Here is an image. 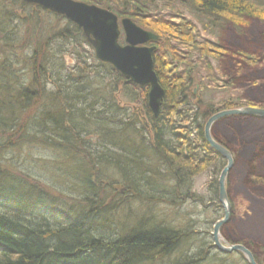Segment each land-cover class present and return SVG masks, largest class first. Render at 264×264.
<instances>
[{"label": "trees", "instance_id": "1", "mask_svg": "<svg viewBox=\"0 0 264 264\" xmlns=\"http://www.w3.org/2000/svg\"><path fill=\"white\" fill-rule=\"evenodd\" d=\"M81 1L132 18L158 36L151 46L158 48L154 70L165 103L154 118L148 87L98 62L70 21L21 0H0V264H248L239 253L225 255L199 244L204 238L195 228L181 229L178 221L168 222L163 214L158 220L150 211L159 203L169 211L191 200L206 203L195 183L204 173L209 202L222 209L218 179L226 161L209 149L204 127L221 110L259 107L232 96L258 87L264 53L227 40L264 24V0ZM197 23L214 40H201ZM199 75L205 94L227 92L232 98L215 106L196 97ZM251 120L230 118L220 125ZM214 138L239 160L233 144ZM36 142V150L52 153L47 160H67L78 198L60 201L63 195L48 194L43 180L21 169L22 154ZM257 163L252 160L245 181L264 190V165L259 169ZM235 172L227 182L229 194ZM105 179L113 187L129 185L137 209L147 212L131 215L136 221L128 226L116 221L128 195L100 189ZM217 219L209 221L211 228ZM242 244L264 264L262 243Z\"/></svg>", "mask_w": 264, "mask_h": 264}, {"label": "rangeland", "instance_id": "2", "mask_svg": "<svg viewBox=\"0 0 264 264\" xmlns=\"http://www.w3.org/2000/svg\"><path fill=\"white\" fill-rule=\"evenodd\" d=\"M191 20H193L192 17ZM197 25L199 27L198 30L201 40L205 38L212 39L210 35L203 32V26L201 24L197 23ZM243 31L247 36L237 39L233 36L227 40V45L234 46L236 48L244 47L251 52L261 53V55H263L264 40H261L260 37H264V24L259 22L254 23L252 27H247L246 31L245 29H243ZM67 61H69V59ZM259 73L260 74L257 77V79L259 78L260 80L258 87L254 89L250 87L248 90L245 89L241 91L236 90L232 97L237 98L238 96L241 100H245L247 103L252 102L257 106L262 107V105H264V67L260 68ZM201 75L202 77L204 76L203 73ZM201 75L196 76L195 78L197 81L193 89L196 97H202L207 103L210 102L215 106H219V104L223 101L232 98L231 93L227 92L218 93L217 95H213L211 93L205 94V89L201 88L198 84V78ZM213 131L216 137L222 138L229 144H233V148L241 155L238 156L239 160L237 161V168L234 169L236 174L233 175L230 182V194L234 205L232 212L233 218L229 224L224 226L222 230L223 236L233 244L258 242L264 245V190L260 187L255 189L249 188L245 181L248 174L247 171L252 160L258 162L257 164L259 169L262 168V165H264V151L262 153H258L259 148H263L264 146V143H261L264 140V120L258 121L254 119L241 124L234 123L232 127L220 125V127L216 129L214 126ZM234 139L238 142H234ZM51 157V152L39 149L31 157L29 156L28 159L22 160L19 164L21 165V169L34 175L33 177L45 182L44 185H41V187L43 186L44 190L48 192V194L52 195L53 193L55 196L63 195L65 198H60V201L69 199L74 200L78 198V195L75 193L77 192L75 186L73 185L74 187H72L70 185L72 182V176H70V174L68 175L70 164H68L67 160L64 158L47 160ZM61 160L63 161L62 165L59 163ZM55 161H57L59 165ZM108 171L112 176H115V172L111 168H108ZM207 176L208 175L204 173L201 174L199 178L195 179V183L197 185L196 187L201 195L204 194V202L206 203L199 205L191 200L181 205V208H178L177 210L173 209L171 211H169L171 208L169 209L159 203L157 205H151L150 214L158 220H161L162 214L163 216L166 215L167 217H165L164 220H168V222L173 221V219L178 221L179 225H181V229L186 230L189 226L191 228H195V232L201 234L200 238H204V241L199 244L208 243L211 244L212 247L214 244L212 238L213 228H211L209 221L213 218L222 219L224 216L222 209H216L209 202V194L207 193L209 178ZM104 181V184H99L100 189L103 190V188H108L111 190L113 195L118 192H121L124 197L128 195L124 198L126 200L128 199L125 205L120 206L119 208L125 209L126 211L125 213L123 211L119 212L118 215L114 217L116 221L124 222V224L128 226L130 221L134 223L136 221L133 220L131 215L139 218L142 213L147 212V209L142 212L137 209L138 203L132 199L133 197H131V194L127 193L128 188L132 191V188L129 185L128 188H126L124 186L120 187L121 184L116 183L113 187L111 186L110 179H105ZM92 183L93 186L96 185L95 172L92 175ZM149 194L155 195L157 193H152L150 191ZM91 197L92 194L86 198L88 203L93 202L91 201ZM109 206H113V203ZM194 249L198 250L197 245Z\"/></svg>", "mask_w": 264, "mask_h": 264}, {"label": "water", "instance_id": "3", "mask_svg": "<svg viewBox=\"0 0 264 264\" xmlns=\"http://www.w3.org/2000/svg\"><path fill=\"white\" fill-rule=\"evenodd\" d=\"M21 1L73 23L93 49L98 62L111 65L129 82L139 87H148L149 108L154 118L160 116L165 103L166 91L162 88L154 70V54L158 48L156 45L150 46L149 44L157 42L159 38L153 31L139 27L131 18L120 19L113 11L87 2L78 0ZM121 36H123L124 43H121ZM230 116L264 119V108L240 107L230 111H220L211 116L205 125V141L227 163L218 180L219 203L222 206L224 217L214 223L212 238L214 248L221 253L238 252L248 264H259L248 247L237 243L232 244L222 234L224 226L229 224L233 218L231 216L233 205H231L226 181L236 166V162L233 154L214 140L211 129L219 120Z\"/></svg>", "mask_w": 264, "mask_h": 264}, {"label": "bare ground", "instance_id": "4", "mask_svg": "<svg viewBox=\"0 0 264 264\" xmlns=\"http://www.w3.org/2000/svg\"><path fill=\"white\" fill-rule=\"evenodd\" d=\"M235 109V108H234ZM231 110V109H230ZM230 110H221V111H230ZM8 114H10L9 116H11V115H14V114H11L12 113V111L9 113V112H7ZM233 117H235V116H233ZM242 117V116H241ZM241 117H239V118H241ZM38 120L39 121H41V119L40 118H38ZM30 149H29V152H28V150H26L23 154H22V157L24 158H22L23 160H26V159H28L29 158V156L31 157L35 152H37V150H36V148H38V143L36 142V144L35 145H33V146H31V147H29ZM233 156H235V155H233ZM49 164V163H48ZM37 182V181H36ZM37 184H39V183H37ZM231 201V200H230ZM231 205H232V201H231ZM223 210V209H222ZM232 212H233V209H232ZM231 216H232V213H231ZM233 217V216H232Z\"/></svg>", "mask_w": 264, "mask_h": 264}, {"label": "flooded vegetation", "instance_id": "5", "mask_svg": "<svg viewBox=\"0 0 264 264\" xmlns=\"http://www.w3.org/2000/svg\"><path fill=\"white\" fill-rule=\"evenodd\" d=\"M262 108H264V107H262ZM220 112V111H219ZM218 112V113H219ZM217 114V113H216ZM230 118H238V116H235V117H233V116H230V117H228V118H224V119H221V120H219V122L218 123H216L214 126H216V125H220V123L221 122H223V121H228V119H230ZM262 120H264V119H262ZM262 120H260V121H262ZM214 126L212 127V136H213V138H214V131H213V129H214ZM215 139V138H214ZM220 144H221V142H219ZM224 143V142H223Z\"/></svg>", "mask_w": 264, "mask_h": 264}]
</instances>
